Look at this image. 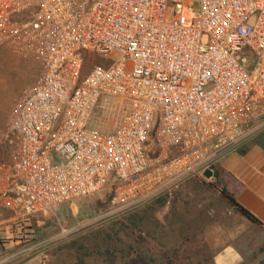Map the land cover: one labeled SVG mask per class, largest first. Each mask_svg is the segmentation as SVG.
I'll return each instance as SVG.
<instances>
[{
  "label": "built area",
  "instance_id": "1",
  "mask_svg": "<svg viewBox=\"0 0 264 264\" xmlns=\"http://www.w3.org/2000/svg\"><path fill=\"white\" fill-rule=\"evenodd\" d=\"M0 45L40 67L0 160V208L16 223L112 176L136 205L264 128V0H0ZM110 99L128 108L106 131L95 114ZM154 145L180 155L150 168Z\"/></svg>",
  "mask_w": 264,
  "mask_h": 264
},
{
  "label": "rangeland",
  "instance_id": "2",
  "mask_svg": "<svg viewBox=\"0 0 264 264\" xmlns=\"http://www.w3.org/2000/svg\"><path fill=\"white\" fill-rule=\"evenodd\" d=\"M198 11L195 2L191 10L185 9L181 21L190 23ZM39 71L35 57L0 45L1 161L11 160L16 149L12 111ZM100 104L95 118L101 126L96 127L110 131L128 105L112 99L105 107ZM179 155L177 149L161 155L160 147L154 145L150 168L170 163ZM209 165L213 167L210 177L204 175L203 166L165 176L144 187L136 205L131 196L128 207L118 198L122 181L112 176L98 191L29 214L20 223L11 219L14 213L0 208V264H214L216 256L229 257V252L236 256L234 264H264V230L244 222L214 188L226 185L225 176L219 164ZM217 170L220 176L215 175ZM161 200L168 202L157 203ZM187 209L213 212L216 221L212 218L207 225L209 232L173 233L156 227L164 226L170 213ZM186 248L191 253L189 262L183 259Z\"/></svg>",
  "mask_w": 264,
  "mask_h": 264
},
{
  "label": "crops",
  "instance_id": "3",
  "mask_svg": "<svg viewBox=\"0 0 264 264\" xmlns=\"http://www.w3.org/2000/svg\"><path fill=\"white\" fill-rule=\"evenodd\" d=\"M243 141L244 143H242ZM243 141L222 153L213 161V164H219L225 176L227 188L234 193L236 199L242 205L263 222V225L253 223L236 209L235 211L252 228L264 230V130L254 132ZM206 168L208 166H204L203 170ZM212 218L216 221V216L211 211H181L170 213L169 218H165V225L156 227H160L159 231H163L165 227L167 232L173 233L176 230L187 234L206 233L209 232V229L207 230L209 226L207 225L212 221ZM214 224L219 223L215 222ZM177 227H181V230L175 229ZM214 228H217V226ZM232 246L231 244V250ZM229 253V257L216 256L214 264H234L236 256L232 255L231 252ZM186 254L187 257H183V259L185 258V261L189 262L191 253L189 251Z\"/></svg>",
  "mask_w": 264,
  "mask_h": 264
},
{
  "label": "trees",
  "instance_id": "4",
  "mask_svg": "<svg viewBox=\"0 0 264 264\" xmlns=\"http://www.w3.org/2000/svg\"><path fill=\"white\" fill-rule=\"evenodd\" d=\"M209 168L213 170L212 165H209ZM215 175L220 176L219 171H214ZM219 181H222L220 179H218ZM217 180V182H219ZM217 185V184H216ZM213 185L214 188L218 189V191L220 192V194L227 199V201L237 210L239 211L242 215H244L246 218H248L250 221H252L253 223L259 224V225H263V222L253 213L251 212L248 208H246L244 205H242L235 197L234 193H232L227 186L224 184L222 186L218 185ZM168 202L167 200H161V201H157V203H165ZM159 205V204H158ZM163 205V204H162ZM165 205V204H164ZM184 212H193L190 209H187ZM152 216V215H151ZM198 234V233H195ZM189 248H186L185 252L183 253V257H187L186 252H189L190 250H188Z\"/></svg>",
  "mask_w": 264,
  "mask_h": 264
},
{
  "label": "water",
  "instance_id": "5",
  "mask_svg": "<svg viewBox=\"0 0 264 264\" xmlns=\"http://www.w3.org/2000/svg\"><path fill=\"white\" fill-rule=\"evenodd\" d=\"M204 175L210 177L212 175V170L210 168H206L204 170Z\"/></svg>",
  "mask_w": 264,
  "mask_h": 264
}]
</instances>
